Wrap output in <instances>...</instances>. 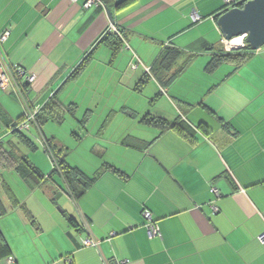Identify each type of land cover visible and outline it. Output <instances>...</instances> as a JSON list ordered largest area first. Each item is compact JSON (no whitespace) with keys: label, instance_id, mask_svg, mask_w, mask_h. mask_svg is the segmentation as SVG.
I'll list each match as a JSON object with an SVG mask.
<instances>
[{"label":"crops","instance_id":"crops-1","mask_svg":"<svg viewBox=\"0 0 264 264\" xmlns=\"http://www.w3.org/2000/svg\"><path fill=\"white\" fill-rule=\"evenodd\" d=\"M85 1L0 0V34L9 32L0 58L34 77L28 109L55 103V118L36 129L43 152L50 159L49 139L86 177L101 171L75 199L51 159L42 172L20 151L37 148L24 131L35 149L21 133L7 134L2 145L16 162L0 165L8 257L13 264H264V46L209 70L226 53L214 18L224 0H98L87 9ZM108 32L120 37L117 51L103 41ZM23 109L11 88H0L1 135ZM138 115L143 136L129 130ZM144 116L187 134L148 126ZM67 121L81 145L74 163L58 134L43 133ZM24 158L43 176L38 181ZM143 210L158 236H148ZM86 238L95 245L83 246Z\"/></svg>","mask_w":264,"mask_h":264},{"label":"trees","instance_id":"trees-1","mask_svg":"<svg viewBox=\"0 0 264 264\" xmlns=\"http://www.w3.org/2000/svg\"><path fill=\"white\" fill-rule=\"evenodd\" d=\"M106 2V0H103ZM242 3L238 4L237 6H241ZM227 8H223L221 10V12H219L218 14L214 15L215 20L217 19L218 15L224 13L226 11ZM119 40L120 37L118 36V34L116 33H110L108 32L104 38L103 41L107 42L108 44H110L111 47H113V49L115 51H117L119 49ZM235 53V54H234ZM253 53V51L247 46L245 45L243 48L236 50V52H232V53H221L220 55L214 57L210 64L208 65V69L212 70L213 68H215L218 64H220L221 62L225 61V60H230V59H236L237 62L242 63L244 60H246L247 58L250 57V55ZM233 54V56H231ZM177 55V54H176ZM175 55V56H176ZM171 56H174L171 54ZM86 61H83V63ZM82 63V64H83ZM82 67L84 68V65H79L77 67V69L75 71H80L82 69ZM54 100L51 101V104H46L45 106L41 107L39 109V111L37 112L36 116H35V122L32 124V126L36 129H41L42 130V125L44 124V122L47 121V119H54L55 115H54V108L52 105H54ZM45 110V111H44ZM24 119V116L21 117V119H19L18 121L6 125L5 127L2 128L1 131H5V129L9 128V127H13L14 125H17L20 121H22ZM142 122L148 126H155L157 125L160 130H167L172 128V130L177 131L179 134H187L186 131L183 130V128L180 125L174 124L173 126L171 124H166L161 120H155V119H147L146 116H144L142 119ZM22 131H12L10 134H16V133H21ZM7 135V136H8ZM23 139L27 142H29V145L32 149H35V146L33 144L30 143V141L24 136V134H20ZM3 134L1 135L0 133V165H8L9 166H16V162H12V157L10 155L9 151H6L5 148L3 147V141H2V137ZM45 143L47 144L48 147V153L50 154V159L52 161L53 164V172L54 173H59L63 176L64 182L68 185V187L73 189V196L75 197V199L81 197L84 192L90 188L92 186V184L95 182V180L98 178V176L100 175L101 171H97V173H95L92 177H86L85 175H83L79 170L70 167L67 163H66V157L65 155L62 153L61 149H58L57 147H55L49 139L45 140ZM22 162L24 164L25 167H28L29 169V176H34V178L38 181L39 178L41 177L39 172L31 165L29 164L27 159H22ZM104 168V166H103ZM105 169L111 171L113 174H117L120 176L121 179L126 180V176L119 172L117 169H115L114 167L111 166H107L105 167ZM43 177V176H42ZM41 177V178H42ZM71 224L72 221H71ZM10 254L9 248L6 245L1 233H0V258L2 257H8Z\"/></svg>","mask_w":264,"mask_h":264},{"label":"built area","instance_id":"built-area-1","mask_svg":"<svg viewBox=\"0 0 264 264\" xmlns=\"http://www.w3.org/2000/svg\"><path fill=\"white\" fill-rule=\"evenodd\" d=\"M246 0H224L225 7L227 9L231 7H235L240 3L245 2ZM98 0H86L83 4L85 9L92 7L93 5H98ZM191 22L196 24L200 22V18L194 12L190 15ZM8 31H3L0 34V43H2L8 35ZM245 35L234 38L233 40L227 42L222 39V45L224 52L228 53L231 51H235L238 49L243 48L246 43L244 41ZM239 40L238 43H234V41ZM34 82V77L29 75L23 69L17 66H8L3 60L0 58V88L6 89L11 88L12 92L14 93L16 99L21 102L22 107L24 108V119L20 121L17 125L13 127H9L5 129L4 135L11 133L12 131H28L30 126L35 122V116L39 111V107H34L32 109L27 108V101L25 98V90ZM212 192H216V190H212ZM142 216L146 220V229L147 234L149 237H156L158 236V228L156 222L152 219L151 214L147 210L142 211ZM261 242L264 241V233L259 237ZM83 246H94L95 243L86 238L82 241ZM7 264H13L14 259L12 257H8L6 260Z\"/></svg>","mask_w":264,"mask_h":264},{"label":"water","instance_id":"water-1","mask_svg":"<svg viewBox=\"0 0 264 264\" xmlns=\"http://www.w3.org/2000/svg\"><path fill=\"white\" fill-rule=\"evenodd\" d=\"M108 16L109 11L107 10ZM111 22L112 19L110 17ZM216 25L224 41L245 35L246 45L253 51L264 46V0H246L218 15Z\"/></svg>","mask_w":264,"mask_h":264},{"label":"rangeland","instance_id":"rangeland-1","mask_svg":"<svg viewBox=\"0 0 264 264\" xmlns=\"http://www.w3.org/2000/svg\"><path fill=\"white\" fill-rule=\"evenodd\" d=\"M145 94V93H143ZM128 96H126L127 98ZM136 99V98H134ZM16 101L19 103V105H21V102L16 99ZM129 106H133L132 101H129ZM24 110V109H23ZM140 121V116H136L135 119L132 120V122L130 123V132L134 135H144L143 132H141L139 130V128H143L142 126H140L139 124ZM46 129V130H45ZM45 129H43V133L45 134V137L50 138L52 137L54 134H58L57 136H55L59 141L61 140L62 144L70 149L71 154L69 155L68 159L69 161H71L72 163H74V157H76L77 153L79 149L81 148L80 144H76L77 141L74 139V137H72L71 135V131H70V123L69 121L65 122L61 127H57V126H47L45 127ZM74 130H76V128H73ZM78 132V131H77ZM24 133L35 143L36 145V151L35 152H31L28 149L22 147V149L20 148L21 152H24L25 155L28 156L30 163L34 164L37 168H39L40 170H42V172H50L52 169V165L49 159V156L47 153L43 152V148H42V144H43V137L42 134L36 130V128H34L33 126H30L28 131H24ZM2 141L5 140V138H7V136H2ZM9 137V135H8ZM54 137V136H53ZM86 142H83V144L85 145ZM77 145V146H76ZM81 151V149H80ZM47 166V169L49 171H43V167L42 166ZM49 166V168H48ZM54 179L58 180V176H54ZM47 239H44L43 242H46ZM30 248V247H29Z\"/></svg>","mask_w":264,"mask_h":264},{"label":"bare ground","instance_id":"bare-ground-1","mask_svg":"<svg viewBox=\"0 0 264 264\" xmlns=\"http://www.w3.org/2000/svg\"><path fill=\"white\" fill-rule=\"evenodd\" d=\"M238 42H239V40L234 41V43H238Z\"/></svg>","mask_w":264,"mask_h":264}]
</instances>
